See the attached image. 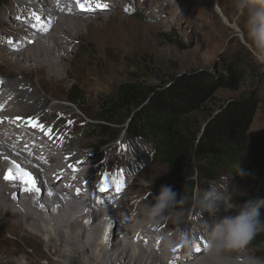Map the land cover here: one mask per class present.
I'll use <instances>...</instances> for the list:
<instances>
[{
	"label": "bare ground",
	"instance_id": "1",
	"mask_svg": "<svg viewBox=\"0 0 264 264\" xmlns=\"http://www.w3.org/2000/svg\"><path fill=\"white\" fill-rule=\"evenodd\" d=\"M13 1L0 14V69L14 70L0 78V264H63L51 261L48 253L65 261L62 249L67 244L72 246L68 264H246L240 250L209 256L203 227V220L213 219L209 212L201 216L196 208V215L191 213L187 220L173 214L166 219L164 214L149 222L143 207L155 194L140 196L131 186L124 191V181L113 177H107V191L102 192L105 176H94L88 166L87 172L76 175L82 162L78 155L86 145L72 147L64 127L45 121L70 109L47 108L49 100L24 74L36 73L39 82L62 87L72 78L68 60L76 54L74 45L92 30L104 29L112 15L105 17V11L111 7H97L96 0H73L77 10L81 3L86 5L76 16L55 0ZM110 39L101 35L92 42L96 50H109ZM6 174L13 178L5 179ZM89 185L84 200L80 192ZM33 187L39 191L28 190ZM223 212L220 202L215 218ZM168 223L174 227L169 229ZM173 235L180 242L170 240Z\"/></svg>",
	"mask_w": 264,
	"mask_h": 264
},
{
	"label": "rangeland",
	"instance_id": "2",
	"mask_svg": "<svg viewBox=\"0 0 264 264\" xmlns=\"http://www.w3.org/2000/svg\"><path fill=\"white\" fill-rule=\"evenodd\" d=\"M55 1L73 15L77 16L82 10H77L73 0H67L69 5L66 7L61 1ZM10 2L14 3L13 0H6L0 14ZM93 3L101 5V8L109 5L111 8L105 11V17L112 15L107 16L109 23L104 29L100 32L92 30L88 38L74 45L76 54L68 60L72 78L66 79L62 87H55L45 81L39 82L36 73L24 74L36 85L38 93L49 100L47 108L59 105L70 109L49 116L45 121L54 128L64 127L63 135L69 137L72 147L76 143L86 145L83 155H78V159L82 157V162L76 168V175L88 166L86 170H92L94 176L122 179L124 191L131 186L140 196L158 194L162 185H170L172 178L167 166L153 159L148 143L128 138L125 124L111 126L110 134L118 132L114 141L110 140V136H97L102 128L94 134L82 130L85 123L94 121L97 98L116 91L120 84L129 82L135 76L144 82L162 83L172 76L204 71L214 79L241 63L239 66H245L246 74L240 81L239 90L216 91L203 110L195 113L196 131H201L226 101L250 96L258 99L250 130H264V83L258 80L260 77L264 80V65L258 64L252 56L244 31L246 13L236 8L235 0H96ZM100 22V19L96 20V24ZM101 35L111 38L109 50L95 49L92 38ZM10 73L14 74L11 67L0 69V78H6ZM72 87L80 95L76 104L67 101ZM19 144L16 143L15 147ZM66 171L62 172L63 175ZM237 172L214 171L215 179L199 181L192 202L166 212V219L172 214L186 220L192 214L196 215L197 207L194 208L193 200L210 185L224 190L226 204L243 202L255 184L251 176L246 173L241 176ZM60 179L59 176L56 184ZM86 188L80 192V196H86L84 200L89 196ZM173 227L168 223L169 229ZM175 236L170 240L180 242ZM240 251L246 257L264 259V255H254L248 245ZM48 255L51 261L60 260L64 264L63 260Z\"/></svg>",
	"mask_w": 264,
	"mask_h": 264
},
{
	"label": "trees",
	"instance_id": "3",
	"mask_svg": "<svg viewBox=\"0 0 264 264\" xmlns=\"http://www.w3.org/2000/svg\"><path fill=\"white\" fill-rule=\"evenodd\" d=\"M5 2L0 0V10ZM239 65L242 64L233 65L214 79L204 71L172 76L162 83L144 82L135 76L116 91L97 98L94 121L85 123L82 130L94 134L102 128L97 136H110L114 141L118 132L110 134L111 126L125 124L128 138L148 143L153 159L167 166L172 178L170 185L187 197L176 208L192 202L199 181L215 179L216 170L237 172L238 163L255 184L244 200L264 197V130H250L257 109L255 96L226 101L203 129L196 131L195 113L203 110L216 91L239 90L246 74L245 66ZM77 100L80 95L72 87L67 101L76 104ZM261 212L264 219V209ZM248 246L254 255L263 256L264 231Z\"/></svg>",
	"mask_w": 264,
	"mask_h": 264
},
{
	"label": "clouds",
	"instance_id": "4",
	"mask_svg": "<svg viewBox=\"0 0 264 264\" xmlns=\"http://www.w3.org/2000/svg\"><path fill=\"white\" fill-rule=\"evenodd\" d=\"M236 8L246 13L244 31L252 56L258 64L264 65V0H236ZM236 167L238 175H245L239 163ZM186 200L187 197L181 196L171 185H162L158 194L152 195V200L144 204V216L149 222L157 221ZM225 201L224 190L212 185L203 189L193 200V206L200 209L201 216L205 211L213 216L211 220H203V227L208 243L207 252L214 258L225 250H243L259 232L264 231L261 212L264 197H251L238 204H226ZM220 202L224 203L225 214L215 218ZM71 254V244L65 245L62 249L64 264H68ZM246 264H264V259L248 256Z\"/></svg>",
	"mask_w": 264,
	"mask_h": 264
},
{
	"label": "snow or ice",
	"instance_id": "5",
	"mask_svg": "<svg viewBox=\"0 0 264 264\" xmlns=\"http://www.w3.org/2000/svg\"><path fill=\"white\" fill-rule=\"evenodd\" d=\"M85 4H83V3H81L80 4V7L82 8V9H84L85 8ZM101 5H97V7H100ZM104 7H107V5H104ZM0 83H3V81H0ZM18 119H19V117H18ZM29 123H31L33 126H37L38 125V121H34V120H32L31 118H29ZM41 128H43L44 126L43 125H39ZM13 177H12V175L11 174H6L5 175V179H12ZM106 182H107V177H105V179H104V181L102 182V184H101V188H100V191H107V188L105 187V184H106ZM33 184H34V182H33ZM28 190H34V191H39V188H35V187H33L32 189H28ZM121 189H120V187H119V185H117V191H120ZM79 191V190H78ZM86 223H87V221H86ZM200 249H199V246H197V251H199Z\"/></svg>",
	"mask_w": 264,
	"mask_h": 264
}]
</instances>
